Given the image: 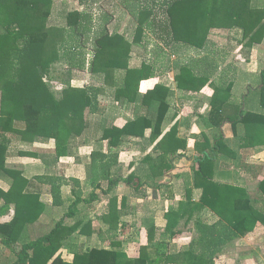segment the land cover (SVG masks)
I'll list each match as a JSON object with an SVG mask.
<instances>
[{"label": "trees", "instance_id": "obj_1", "mask_svg": "<svg viewBox=\"0 0 264 264\" xmlns=\"http://www.w3.org/2000/svg\"><path fill=\"white\" fill-rule=\"evenodd\" d=\"M55 2L0 0V180L9 186L7 192L0 188V200L15 205L14 219L23 218L30 222L37 219L43 206L38 204L39 212L34 214L31 202L35 205L36 197L25 195L27 180L17 166L9 165L6 160L15 142L32 145L53 141L55 163L60 158L71 157L80 146L79 140L89 127L86 114H97L100 109V89L71 85L73 72L84 70L83 56L88 47L92 48L90 75L112 85L116 83V72L123 71V82L112 98L121 105L137 104L142 108L137 109L133 119L122 128L113 125L102 128L99 140L108 141L109 150H117L123 138L143 139L148 129L151 143L158 140L169 110L163 93L166 89L160 85L139 97L141 81L151 78L154 68L147 63L140 69L129 68L133 46L151 40L158 44V54L167 49L165 56H170L180 47L203 49L214 29H238L241 40L248 46L264 38V5H254V0H118L121 14L113 25H110L111 16L101 12L96 17L92 12L99 0H80L81 11L64 7L57 10ZM123 16H129L135 28L132 39H128L126 33H119ZM80 37L83 47H72L70 43ZM62 64L65 67H59ZM52 80L61 85L60 89L55 90L49 85L48 81ZM175 82L180 90L197 92L205 86L208 78L195 75L189 66L184 65L178 68ZM214 95L217 103L223 98L219 97V89ZM257 96L264 109V86ZM237 107L233 116L226 117L231 122L234 137L239 139L242 148H264V110L257 113L240 110L241 104ZM212 109H216L217 116L223 112L216 105H212ZM217 145L221 150L226 147L220 143ZM185 148V141L176 137V129L172 127L153 148V153L159 152L160 155L156 159L147 156L143 160L152 171V179L156 173L162 176L164 171L171 170L178 151ZM206 148L207 144L203 149ZM18 154L38 157L32 152L18 151ZM111 155L110 158L102 152L91 154L89 178L97 183V187L101 181H106L109 187L116 186L121 179L111 177L117 154ZM198 164V169L193 170V188L201 190L198 207L207 208L219 220L214 225L196 223L198 252L185 251L178 257L182 264H208L223 246L252 232L257 224L264 226V209L256 207L244 187L213 181L208 173L214 164L209 158L198 161ZM134 178L135 175L131 174L123 182ZM47 182L54 203L59 204L60 185L49 179L43 181L44 184ZM257 195L264 204V177L257 184ZM167 219L170 222V215ZM49 239L37 240L25 245L24 249L35 251L50 242ZM154 260L157 261L150 258L147 262ZM144 262V248H141L136 259L129 258L122 251L90 250L76 256L73 264Z\"/></svg>", "mask_w": 264, "mask_h": 264}, {"label": "crops", "instance_id": "obj_2", "mask_svg": "<svg viewBox=\"0 0 264 264\" xmlns=\"http://www.w3.org/2000/svg\"><path fill=\"white\" fill-rule=\"evenodd\" d=\"M254 5L262 6L264 0H254ZM131 26L120 24L119 33H126L128 39H132L135 28ZM219 32L234 35L235 40L216 43L213 35ZM241 36L238 29H214L203 49L180 47L170 56H165L167 49L158 54V44L151 40L132 47L130 69H140L144 63L154 68L153 76L141 81L139 97L155 85L166 89L163 93L169 110L162 125V136L174 127L176 137L186 143V148L179 150L174 158L173 168L164 171L162 176L156 173L154 180L143 160L160 155L153 153V148L162 136L151 143L148 129L143 139L123 138L117 150H109L108 141L99 140L104 126L122 128L133 119L137 109H142L137 104L121 105L112 98L123 82V71L116 72V83L106 85L101 79V85L94 86L101 90L99 113L86 114L89 127L79 140L80 146L71 157L60 158L52 165V169L58 165L63 175H52L50 164H45L42 155L34 149V145L47 142L32 145L15 142L17 148H24L21 152L38 155L36 158L17 156L10 150L6 162L17 165L27 180L24 193L27 197H36L35 205L31 202L34 214L39 212L38 204H42L43 209L32 222L23 218L17 220L14 219L15 205L0 200V264H73L76 256L90 250L122 251L136 259L141 248H144L145 264H182L178 258L181 254L198 252L196 223L214 225L219 220L207 208L198 207L201 190L193 188V170L198 169V161L206 157L214 164L208 173L213 181L244 187L256 207L264 209L257 195V184L264 177V148H242L226 118L233 116L240 104L243 111L260 113L264 110L257 96L264 86V38L248 46ZM233 41L235 50L225 51ZM184 65L195 75L208 78L201 90L185 92L177 88L175 76ZM72 82L73 79L71 85ZM216 89H219V97H223L218 103L214 101ZM212 105L223 112L217 116ZM50 142L54 146V142ZM219 143L226 147L219 149ZM206 144L208 148L203 149ZM95 152L110 155V158L111 153L117 154L111 168V174L121 178L116 186L109 187L102 181L97 187L89 178L88 167L91 154ZM131 174L135 178L123 182ZM139 177L142 180L139 181ZM46 179L60 185L59 204L54 203L49 183H43ZM0 188L7 192L8 183L0 180ZM48 237L50 242L37 250L24 249L25 245ZM9 241L12 242L8 244ZM150 258L157 261L147 262ZM208 264H264V226L257 224L252 232L223 246Z\"/></svg>", "mask_w": 264, "mask_h": 264}, {"label": "rangeland", "instance_id": "obj_3", "mask_svg": "<svg viewBox=\"0 0 264 264\" xmlns=\"http://www.w3.org/2000/svg\"><path fill=\"white\" fill-rule=\"evenodd\" d=\"M79 2H80V0H56V2H55L56 3L55 4V9L59 10L62 7H64V8H66V10H79V11H81V10H83V7H80ZM117 2H118V0H99V2L96 3V5L93 6L94 8H93L92 12L95 14L96 17L100 16L101 12H104L105 14L111 16L112 19H111V24L110 25H113L112 22L115 23V21H117L120 18L119 15L121 14L120 13L121 10H119V8L117 7V4H116ZM123 18H125L126 20L125 19L123 20ZM123 18L121 19L120 24L123 27H124V25L127 26V27L129 26V28L132 27L130 21L127 20L128 17L123 16ZM128 21H129V23H128ZM123 23H124V25H123ZM110 25H109V28H110ZM213 39H214V41L216 43H219V44H224V43L226 44L227 42L231 41V39H234L235 40L234 35H229L226 32H219V33L213 35ZM81 40H82L81 37L80 38H76V40L74 42H71L70 45L73 44L72 47H75V48H78V47H81V46L83 47V45L81 43ZM228 45L229 46H228V48H226L225 51L231 52V50H235V41H233L232 44L229 43ZM231 46H233V47L231 48ZM91 50H92L91 46L88 47V49L85 50V54L83 56L84 59H85L84 60L85 61V64H84V68H83L84 70L83 71H74L73 72V82H72V85L78 86V87L79 86L83 87V86H86V85L87 86L88 85L96 86V84L97 85H101V79L98 82L99 79L97 78V80H96L95 78H93L90 75V72H89L90 61L92 59V51ZM59 67H65V66L62 64V65H59ZM48 83L55 90H58L61 87V85L57 81H55V80L48 81ZM14 144L15 143L12 144L13 149L11 148V150H12L11 151V154L13 152V154H16L18 156L17 151H23L24 148H22V147H18L17 148L16 144L15 145ZM34 149L38 153H40L42 155L43 160L45 162H47L48 164H50L51 169H52V165H55V162H54V146H53L52 142H50V143L47 142L45 144H37V145H34ZM26 151H29V149H26ZM9 165H13V164H9ZM56 167L58 168L57 170H55ZM56 167H54L52 169L53 170V172H52L53 174L52 175L57 176V177L63 175L59 171V166L57 165ZM61 169H63V167H61ZM112 171L113 172H117V170H112ZM115 175L116 174H112L111 177L113 178ZM59 179L62 182L64 181V179L62 177H60ZM103 183L106 184L107 182L106 181H103ZM251 188H254V185L251 186Z\"/></svg>", "mask_w": 264, "mask_h": 264}]
</instances>
